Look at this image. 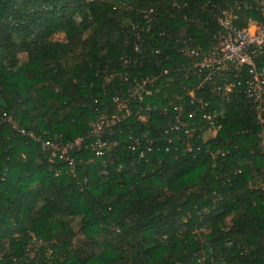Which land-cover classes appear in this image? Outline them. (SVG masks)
I'll return each mask as SVG.
<instances>
[{"label":"trees","instance_id":"obj_1","mask_svg":"<svg viewBox=\"0 0 264 264\" xmlns=\"http://www.w3.org/2000/svg\"><path fill=\"white\" fill-rule=\"evenodd\" d=\"M227 3L0 0V264H264L260 127L245 98L193 153L155 141L140 158L133 139L158 138L163 121L131 116L105 157L73 151V176L21 133L86 145L122 79L182 62L177 39L208 50ZM143 10L158 20L147 33Z\"/></svg>","mask_w":264,"mask_h":264},{"label":"built area","instance_id":"obj_2","mask_svg":"<svg viewBox=\"0 0 264 264\" xmlns=\"http://www.w3.org/2000/svg\"><path fill=\"white\" fill-rule=\"evenodd\" d=\"M226 1L229 3L224 9L218 8L221 13L217 17L218 30L212 35L213 45L204 51L193 45L191 38L177 39L174 46L182 62L169 61V66L162 67V61L157 59L154 63L157 69L143 78L124 77V93L115 92L111 98L113 113L97 111L86 145L82 138L62 143L21 133L40 142L51 161L66 164L68 174L73 176V151L84 144L96 158L105 157L117 146V141L110 139L113 129L119 127L121 134L120 126L131 116L138 123H147L157 114L163 121L158 138H149L146 132L133 139L129 149L139 150L140 158L151 153L155 141L162 142L165 151L180 144L185 153L199 152V143L213 140L223 129L225 106L233 97H243L251 104L260 127L257 135L263 154L260 187L264 189V0ZM246 12L253 15L245 17ZM141 16V31L147 33L158 22L157 15L153 10H143ZM138 40L140 45L135 50L144 42L142 38ZM155 54L160 55V50ZM206 152L211 153L209 148ZM227 153L217 151L221 156ZM33 245L38 247L39 243L33 240Z\"/></svg>","mask_w":264,"mask_h":264},{"label":"rangeland","instance_id":"obj_3","mask_svg":"<svg viewBox=\"0 0 264 264\" xmlns=\"http://www.w3.org/2000/svg\"><path fill=\"white\" fill-rule=\"evenodd\" d=\"M58 39H60V36L59 37H57Z\"/></svg>","mask_w":264,"mask_h":264}]
</instances>
